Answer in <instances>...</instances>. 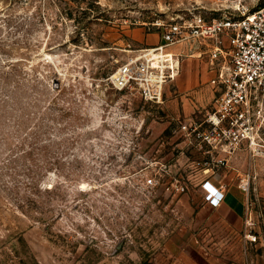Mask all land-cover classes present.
<instances>
[{
    "label": "rangeland",
    "instance_id": "1",
    "mask_svg": "<svg viewBox=\"0 0 264 264\" xmlns=\"http://www.w3.org/2000/svg\"><path fill=\"white\" fill-rule=\"evenodd\" d=\"M262 2L0 0V264H264L255 179L251 242L246 218L207 204L223 167L205 171L172 132L203 118L216 92L201 106L206 96L182 99L168 81L155 105L106 81L156 45L144 34L159 43L155 22L231 17Z\"/></svg>",
    "mask_w": 264,
    "mask_h": 264
},
{
    "label": "built area",
    "instance_id": "2",
    "mask_svg": "<svg viewBox=\"0 0 264 264\" xmlns=\"http://www.w3.org/2000/svg\"><path fill=\"white\" fill-rule=\"evenodd\" d=\"M153 25L163 27L159 43L129 57L107 77L109 86L133 91L146 103L161 104L164 86L176 75L182 57L170 48L185 45V56L200 57V45L207 44L210 83L216 90L213 105L200 120H178L173 134L184 137L187 147L202 155L198 164L205 171L225 167L227 157L243 147L251 156H264V2L241 15L205 20L191 14ZM237 185L248 199L249 174L242 175ZM223 195L216 190L208 204L219 206ZM247 208L245 234L256 242Z\"/></svg>",
    "mask_w": 264,
    "mask_h": 264
},
{
    "label": "crops",
    "instance_id": "3",
    "mask_svg": "<svg viewBox=\"0 0 264 264\" xmlns=\"http://www.w3.org/2000/svg\"><path fill=\"white\" fill-rule=\"evenodd\" d=\"M152 35L153 34H144L142 40L147 44H157V37ZM184 50L185 48L182 46L170 48V51L174 54H180L184 52ZM209 51L207 47H205L204 50L201 48L200 57L196 55L179 59L177 73L171 80L173 90L177 94L176 96L185 99V96L189 94L196 102L202 100V96H206V102L198 103H200L201 106L210 103L209 101L213 98L216 90L209 82V78L212 76V72H210L208 66L209 61L207 53H209ZM167 90H169V87ZM167 90L165 92L168 93L169 91ZM193 153L196 152L193 150ZM259 157L260 156H251L244 147L229 155L227 157L226 166L223 167L216 178L209 183L210 189L207 194V204L212 194L216 190H221L224 195L220 205L211 208L223 211L226 214H232L237 220L246 218L247 198L238 188L237 184L239 178L244 173L249 174L255 179L254 187L256 195L258 198H264V164L260 163L261 159L259 160Z\"/></svg>",
    "mask_w": 264,
    "mask_h": 264
}]
</instances>
